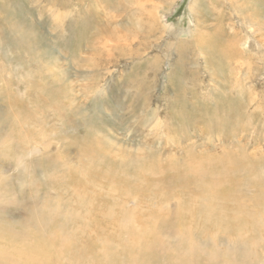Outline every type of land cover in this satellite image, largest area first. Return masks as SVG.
Here are the masks:
<instances>
[{
    "label": "rangeland",
    "instance_id": "rangeland-1",
    "mask_svg": "<svg viewBox=\"0 0 264 264\" xmlns=\"http://www.w3.org/2000/svg\"><path fill=\"white\" fill-rule=\"evenodd\" d=\"M187 257L264 264V0H0V264Z\"/></svg>",
    "mask_w": 264,
    "mask_h": 264
},
{
    "label": "bare ground",
    "instance_id": "bare-ground-1",
    "mask_svg": "<svg viewBox=\"0 0 264 264\" xmlns=\"http://www.w3.org/2000/svg\"><path fill=\"white\" fill-rule=\"evenodd\" d=\"M254 156V155H253ZM231 156L229 155V158H230ZM232 158V157H231ZM231 161H233V159L231 160ZM240 161V160H239ZM23 161H22V159L20 158L19 159V163H22ZM190 163H191V161H189ZM233 162H235V161H233ZM245 162H247L246 160H245ZM248 162H249V160H248ZM250 162H252V160H250ZM254 162V161H253ZM231 163V162H230ZM196 164V163H195ZM232 165V164H231ZM241 165H242V163H241ZM238 166V165H237ZM246 166V165H245ZM250 166H251V164H250ZM256 166V165H255ZM243 167V166H242ZM188 168H189V170H187V174H181L180 176H179V178L178 179H181L180 181H181V189H188V186L189 185H187V184H191L192 182H193V180L191 179V178H189L188 177V175H191V176H195L196 175V171L195 170H193V169H195L193 166H192V164H189V166H188ZM204 168V167H203ZM238 168V167H237ZM252 168V167H251ZM209 169H211V168H209ZM253 169V168H252ZM196 170H199V169H196ZM233 170V169H232ZM254 170V169H253ZM203 171V170H202ZM213 171V170H212ZM255 171V170H254ZM253 171V173H256V172H254ZM155 172V171H154ZM243 172V171H242ZM209 173V172H208ZM216 173V172H215ZM250 173V172H249ZM226 174H229V173H226ZM190 176V177H191ZM214 177H216V176H214V175H212L210 178H209V180H210V182H209V185L207 186L206 184V188H204L203 189V191H207V200L206 201H208V203L207 204H209L208 205V207L209 208H215V204L213 205V203L215 202V201H219V200H221V201H231L232 200V198H230L231 196H230V193H229V190H227V189H225L224 191H222L221 189L224 187V184H225V182L224 181H215L213 178ZM223 179L225 178V177H222ZM214 180V181H213ZM179 181V182H180ZM183 181V182H182ZM227 183V182H226ZM231 184H232V186L233 187H237V184L235 183V182H232L231 181ZM185 186V187H184ZM187 186V187H186ZM195 187L197 186V185H194ZM115 188V187H114ZM191 189V188H190ZM206 195V194H205ZM206 197V196H205ZM248 199V198H247ZM210 202V203H209ZM240 205H242V203L240 202ZM236 206V205H235ZM185 208V207H184ZM217 208V207H216ZM213 209V210H217V209ZM188 209V210H187ZM186 210H187V212L189 213V214H191V212H192V209H190V208H187L186 207ZM185 210V211H186ZM205 210V209H204ZM241 211V210H240ZM242 212V211H241ZM116 213V212H115ZM188 214V215H189ZM207 214H209V213H206V215ZM211 215H214V213H211ZM190 216V215H189ZM215 217V216H214ZM180 218H181V215H178V220H180ZM208 219H210V217H207ZM184 219H186V218H184ZM256 219L254 218V221H255ZM257 222H258V220H257ZM253 226V225H252ZM255 227V226H254ZM158 228V227H157ZM242 228V227H241ZM157 230V229H156ZM150 247V246H149ZM154 247V246H153ZM155 247H158V246H155ZM124 249V248H123ZM163 249V248H162ZM126 250V249H125ZM111 251V250H110ZM110 251L107 249L106 250V252H107V254L109 255V253H110ZM142 251V253H140ZM155 251H160V252H162V250H161V246L159 245V250H156L155 249ZM138 252L140 253V254H143L144 252V254L145 255H147V257H148V254L150 253V252H148V254H146V250H145V248L144 247H141L140 246V249L138 250ZM166 252V251H165ZM114 253V252H113ZM191 253V252H190ZM160 254V253H159ZM165 254V253H164ZM192 254V253H191ZM126 255V254H125ZM130 255V254H129ZM177 255H178V253L176 254V255H174L175 256V258L177 257ZM132 256H134V255H132ZM152 256V255H151ZM157 256V255H156ZM172 257H174L173 255H171ZM187 256V255H186ZM185 256V257H186ZM153 257V256H152ZM172 257H169V255H168V253H166L165 254V256L164 257H162V259H160V260H162V262H165V261H167V259H170V258H172ZM109 258V257H108ZM151 258V257H150ZM127 259V258H126ZM131 259V258H130ZM129 259V260H130ZM180 258H178V259H176V260H179ZM189 259H191V258H189ZM138 260V259H137ZM142 260V259H141ZM146 260H149V258L148 259H146ZM159 260V264H161L160 261ZM132 261V259L130 260V262ZM144 261V263L143 264H147V263H145V262H147V261H145V260H143ZM142 261V262H143ZM157 261V260H156ZM190 261H192V259L190 260ZM215 261V260H214ZM139 262H140V260H139ZM168 262V261H167ZM179 263L178 264H190L191 262H189L188 261V257H187V259L185 258V260H180V261H178ZM194 262V261H193ZM209 263V262H208ZM163 264V263H162ZM196 264V263H195ZM213 264V263H212Z\"/></svg>",
    "mask_w": 264,
    "mask_h": 264
}]
</instances>
